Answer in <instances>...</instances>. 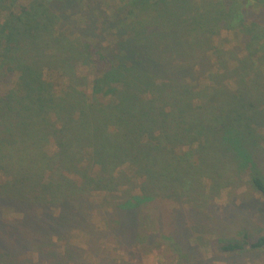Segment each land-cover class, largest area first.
<instances>
[{
    "label": "trees",
    "instance_id": "16d2710c",
    "mask_svg": "<svg viewBox=\"0 0 264 264\" xmlns=\"http://www.w3.org/2000/svg\"><path fill=\"white\" fill-rule=\"evenodd\" d=\"M19 1L0 13V264H18L24 251L68 235L73 224L90 222L93 210L110 217L122 243L144 244L139 233L150 213L143 208L159 198L179 207L187 206L186 195L206 198L205 174L224 159L239 173L251 168L250 184L264 204L256 162L264 150V56L237 59L236 69L221 75L203 66L212 44L206 28L253 24L248 7L263 9L261 0H204L213 19L196 12L162 30L158 22L148 26L155 0H121L110 35L89 43L58 31L55 0ZM79 58L91 77L74 69ZM225 74L238 75L236 91L221 84ZM5 208L18 218L7 220ZM219 248L259 250L264 236ZM8 258L14 261L1 262Z\"/></svg>",
    "mask_w": 264,
    "mask_h": 264
},
{
    "label": "rangeland",
    "instance_id": "374dc122",
    "mask_svg": "<svg viewBox=\"0 0 264 264\" xmlns=\"http://www.w3.org/2000/svg\"><path fill=\"white\" fill-rule=\"evenodd\" d=\"M10 1L12 0H0L2 16V8H8ZM17 1L19 0L16 3ZM64 1L55 0L52 3L53 10L55 6V13L60 19V28L57 29L69 37L78 36L82 43L110 35V24L116 23L115 13L123 5L121 0H91L90 4L86 3L87 0H76V3L73 0ZM261 1L264 9V0ZM25 2L26 0H20L18 4ZM148 6L152 7L150 18L154 17L148 21V26H156L158 22L159 28L158 25L156 27L160 30L164 27L168 29L177 18L186 24L196 12L203 18L213 19L209 18L213 16L207 12L204 0H155V3L149 2ZM263 9L256 4L248 7L249 22L252 21L253 24L246 27L227 28L222 22L210 30L206 28L207 35L212 37V44L208 46L210 52L203 65L207 67L205 71L209 76L236 69L235 61H244L251 53H257L255 58L264 56ZM204 31L205 29H199L197 34H206ZM133 34L136 36V32ZM251 34L256 37L249 41ZM193 35L192 32L189 34V41ZM108 40L109 44L114 43V38L108 37ZM217 53H221L220 58ZM221 62L224 69L220 66ZM261 62L264 64V59ZM74 69L81 77H91L93 74V69L80 58ZM251 71L254 77L256 71H259L258 65L253 66ZM224 76L220 79L221 84L236 91L238 75ZM206 77L201 75L197 80L202 83L207 80ZM47 149L49 153L56 151L54 145ZM90 151H86L88 159ZM259 153L257 168L264 174V150ZM123 168L129 175L133 174V168L127 165ZM252 172L249 167L239 173L234 163L224 159L218 167L205 174L202 186L208 191L206 198L185 196L186 205L192 203L198 210H189L187 206L179 207L162 198L147 205L143 209L150 213V219L146 221L145 231L139 233L144 244L122 243V238L111 230L114 223L109 225L107 222L110 217L93 210L89 212L90 222L84 225L73 224L75 226L68 235L56 234L51 242L45 243L46 247L33 246L24 251L23 256L15 257V261L18 264H264V248L234 253L222 252L219 248L221 243L240 241L244 235L252 240L264 236V204L260 194L250 184ZM92 200L94 204L99 203L97 198ZM58 210L54 209L56 213ZM4 217L15 220L18 214L11 208H5ZM153 230V233L149 232ZM146 240L147 243L149 240L152 242L146 244ZM54 253L57 256L53 258ZM12 261L14 259L8 258L1 262Z\"/></svg>",
    "mask_w": 264,
    "mask_h": 264
}]
</instances>
